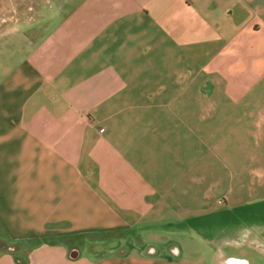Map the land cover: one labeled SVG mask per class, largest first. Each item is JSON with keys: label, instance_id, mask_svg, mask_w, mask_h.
Listing matches in <instances>:
<instances>
[{"label": "crops", "instance_id": "crops-1", "mask_svg": "<svg viewBox=\"0 0 264 264\" xmlns=\"http://www.w3.org/2000/svg\"><path fill=\"white\" fill-rule=\"evenodd\" d=\"M0 14V264H261L253 232L248 256L218 245L210 260L146 234L197 200L183 177L199 173V112L264 113V0H0Z\"/></svg>", "mask_w": 264, "mask_h": 264}, {"label": "rangeland", "instance_id": "rangeland-1", "mask_svg": "<svg viewBox=\"0 0 264 264\" xmlns=\"http://www.w3.org/2000/svg\"><path fill=\"white\" fill-rule=\"evenodd\" d=\"M9 17L0 14V25L9 22ZM227 108L199 112L201 121H205L200 127L199 160H194V164L199 163V173L183 177L185 183L198 182L193 193L197 200L188 201L192 198L189 193L184 209H178L181 219L173 222L167 210L162 224L149 225L146 244L154 245L158 251L170 245L183 251L198 247L209 250L210 260L218 245L227 253L248 256V232L264 240V113L251 116L239 106ZM245 115L254 120L253 126H241L239 119ZM170 161L169 158V164ZM186 193L185 184L183 194ZM168 194L171 203L170 190ZM225 239L229 240L226 245ZM259 263L264 264V258Z\"/></svg>", "mask_w": 264, "mask_h": 264}, {"label": "flooded vegetation", "instance_id": "flooded-vegetation-1", "mask_svg": "<svg viewBox=\"0 0 264 264\" xmlns=\"http://www.w3.org/2000/svg\"><path fill=\"white\" fill-rule=\"evenodd\" d=\"M261 239H263V237H260Z\"/></svg>", "mask_w": 264, "mask_h": 264}]
</instances>
